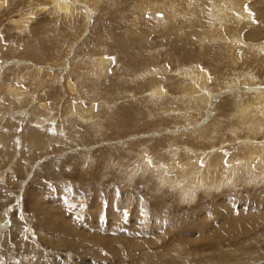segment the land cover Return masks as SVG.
<instances>
[{
    "label": "rangeland",
    "instance_id": "1",
    "mask_svg": "<svg viewBox=\"0 0 264 264\" xmlns=\"http://www.w3.org/2000/svg\"><path fill=\"white\" fill-rule=\"evenodd\" d=\"M0 2V264H264V148L244 162L247 143L264 146V126L258 134L237 116L239 89L264 90V53H252L264 0L225 22L228 38L219 22L196 27L195 0H75L74 17L52 0ZM168 12L171 23L156 18ZM227 39L244 47L236 63ZM191 77L212 104L190 95ZM195 152L226 156L225 187L181 202L180 185L132 177L147 163L183 181ZM97 204L115 206L124 226L95 219Z\"/></svg>",
    "mask_w": 264,
    "mask_h": 264
},
{
    "label": "bare ground",
    "instance_id": "2",
    "mask_svg": "<svg viewBox=\"0 0 264 264\" xmlns=\"http://www.w3.org/2000/svg\"><path fill=\"white\" fill-rule=\"evenodd\" d=\"M73 1L75 0H69L67 2V4H63L64 2H62V0H52V3L54 6H56L61 12L63 13H66L67 16L69 17H74V15L77 14V10L78 8L75 7V4H79V2H76L73 4ZM138 1L139 0H135L136 4H138ZM247 0H195V3L193 4V14H192V17H194L195 19V25L198 29H204V30H207V31H210L212 32L211 28L213 29V32L216 28H218L217 24H214L216 22H219V30L222 29L221 31H223V35L221 37H224V38H228V33H226V30H225V22H227L229 19H231L232 17L236 18L238 21H241L242 18L241 17H246L248 18L249 15H248V11L246 10L245 8V3H246ZM161 2V1H160ZM3 2H0V8L2 6ZM158 4V3H157ZM162 5H165L164 3H160ZM175 4V3H174ZM158 6V5H157ZM163 7V6H161ZM90 8V7H89ZM164 8V7H163ZM35 9V8H34ZM148 9V8H147ZM151 9V8H150ZM153 9V8H152ZM155 9V7H154ZM31 10V8L29 9ZM33 10V9H32ZM137 10L140 11L142 10L141 12H145V9H143V7L141 6H137ZM88 11V13H87ZM86 11V16L88 18L90 17H93V14H95L94 12L92 13L91 10H87ZM149 11V10H148ZM154 11V10H152ZM156 11V10H155ZM228 11V12H226ZM150 12V11H149ZM147 13V12H146ZM154 13V12H153ZM170 13L169 15H167L166 13H164L165 15H161V17H165L162 21H164L165 23L169 22L171 23L170 21H172V13L171 12H168ZM147 15V14H146ZM153 15V14H152ZM190 14H186L185 17H189ZM27 17H34V12L32 11H29V14ZM207 17H210L209 19ZM157 19H159L158 17H156ZM176 18V17H175ZM233 18V19H234ZM162 19V18H161ZM212 19H214V21H212ZM232 19V20H233ZM244 19V18H243ZM252 19V18H251ZM91 20V18H90ZM246 21H248L247 19H245ZM250 21V20H249ZM255 21V19H254ZM233 22H236L233 20ZM26 23V22H25ZM237 23V22H236ZM251 23V21H250ZM229 24V23H228ZM227 24V25H228ZM233 24V23H232ZM239 24V22H238ZM248 24V23H247ZM214 25V27L212 26ZM235 25V24H234ZM250 25V24H249ZM254 25H255V22H254ZM230 26V25H229ZM228 26V28H230ZM237 27L239 25H236ZM233 27V25L231 26ZM230 30V29H229ZM240 32V31H239ZM237 33V32H236ZM208 35V34H207ZM206 36V35H205ZM230 36V35H229ZM233 40H240L239 37L238 39H236V35L235 36H232ZM203 38V37H202ZM228 41V39H227ZM237 41H228L226 43L225 48L228 50V53L230 55V58H231V62L232 63H236V56H235V52L237 50H240L239 47H242L244 48L242 45H240ZM243 43V41H242ZM247 43V42H246ZM261 47H258V50H256L254 47L256 46H251L252 49H255L256 51L255 52H252L256 59H258V55L260 53H264L263 50H264V43L262 44H259ZM237 47V48H235ZM247 47V46H246ZM249 47V46H248ZM260 48V49H259ZM250 49V48H249ZM238 53V52H237ZM239 56V55H238ZM260 56V55H259ZM240 57V56H239ZM255 59V58H254ZM102 63L101 65L99 66V68L101 67L103 70L107 69V64L108 62H105V59L102 58ZM100 61V60H99ZM98 61V62H99ZM257 61V60H256ZM97 62V64H98ZM236 65V64H235ZM234 65V66H235ZM199 66V65H198ZM98 67V66H97ZM204 68V67H203ZM203 72V71H202ZM194 74V71L190 72V75L193 76ZM207 73V72H206ZM149 73H145V75H148ZM151 74V73H150ZM200 74V73H198ZM197 74V75H198ZM196 75V74H195ZM195 76L196 80H197V77L198 76ZM187 76V75H186ZM205 77V76H204ZM210 78V77H209ZM208 78V79H209ZM245 79V78H244ZM195 79H193V77L189 78V81H192V83L187 86V90L192 92L190 93V95H197V94H200L202 93V95L198 98L199 99V105L203 107V104L208 106L210 104H212L210 102V99H209V96H207L205 93L207 92H203L202 91V88L200 87V84L198 83V81H196ZM209 81V80H208ZM203 86V85H202ZM245 86V85H244ZM243 87V86H242ZM245 87H247V89H244ZM239 90H242V94L244 95H238L239 97V101H238V104H240L241 101H243V104H240L239 106V110H238V115L240 120L243 122V124L245 126H248V127H251V130H254L256 132H258V134L260 132H262L261 130H263V126H264V122H262V120L264 121V90L260 91V88H252V87H248V86H245ZM198 90L197 93H194ZM235 90V89H234ZM247 90V91H246ZM202 91V92H200ZM246 91V92H245ZM248 91H251V92H248ZM160 92V90H156V93ZM251 95V99H245L243 98L244 96L246 95ZM211 98V97H210ZM236 113V114H237ZM238 118V119H239ZM218 119H214V122L212 121V124L213 125H216L215 126V130H218L219 127L217 126V124L215 122H217ZM211 124V125H212ZM204 130V129H203ZM203 132V131H202ZM224 133V132H223ZM237 134V133H236ZM254 135H257V133L254 132ZM174 139V138H173ZM177 139V138H176ZM1 140V139H0ZM173 141V140H172ZM252 142V141H251ZM250 142V143H251ZM2 143L5 144V141L2 140ZM173 143V142H172ZM253 143V142H252ZM254 144V143H253ZM256 144V143H255ZM247 145H249L251 147V153L249 154V158L246 159L244 158V162L245 163V166H250L254 164L255 162V159L258 160L257 158V155L255 154L257 151L259 150H262L264 148L263 145H252V144H249L247 143ZM6 146V144H5ZM169 146V145H168ZM209 146V145H208ZM163 147V146H162ZM171 147V146H170ZM4 150V149H3ZM186 150V149H185ZM250 151V150H249ZM187 152V151H185ZM190 152V151H189ZM201 153V151H199ZM8 153V151H7ZM249 153V152H248ZM263 153V152H262ZM264 154V153H263ZM189 155V154H188ZM214 155V154H213ZM185 156V154H184ZM258 156H260L258 154ZM192 157V163L189 165V171L193 172L194 175H190V177L188 176H183L182 175V179L183 181H180L179 179H173V180H169V181H166L167 179L165 178L166 177V173L164 172V168H158V170H156V168L154 167H151V165L147 164V163H142L141 166H138L136 167V171H135V174L132 176H136L137 173L140 171V169L144 170L145 172H148V173H155L154 175L157 176V178L161 177L163 179H161V181L163 180V182H167L169 185H173L174 187L173 188H176L177 187V184L180 185L179 186V198L181 200V202L183 200H187L188 202H192L194 201V198H195V195L196 193L198 192H203L204 194L206 193H209L211 191H213L214 187L217 189L218 187H221V186H226L227 185V182H228V179H227V173L223 174V176H219V172L218 170L221 168V165H222V162L224 161L225 157L223 155V153H216L214 156L212 155H209L208 157V160L206 159L205 160V155L203 154L202 155H199L197 152L194 153ZM190 157V158H191ZM188 158V157H187ZM156 159V158H155ZM162 159V158H161ZM201 161L204 162V167H202V171H200V164ZM243 161V160H242ZM259 161V160H258ZM144 162V161H143ZM256 163V162H255ZM234 164V162H233ZM224 165V164H223ZM249 167V168H250ZM253 167V166H252ZM223 168V166H222ZM252 169V168H251ZM156 170V171H155ZM169 170V169H168ZM234 170V169H233ZM237 170H241L240 168H238ZM134 171V170H133ZM133 171H132V174H133ZM236 170L232 171L231 174L235 173ZM147 173V174H148ZM227 174V175H226ZM230 174V175H231ZM139 175V173H138ZM229 175V176H230ZM175 176V175H174ZM188 177V178H187ZM164 178L166 180H164ZM195 178V179H194ZM190 179H193L192 182H190ZM173 182V183H171ZM191 184L190 186L191 187H188L187 185L188 184ZM161 184V182H160ZM186 184V185H185ZM166 185V184H165ZM164 186V184L162 185ZM184 186H187V187H184ZM169 187V186H168ZM177 189V188H176ZM215 190V189H214ZM177 191V190H176ZM175 191V192H176ZM98 197V196H97ZM184 202V201H183ZM144 204L143 201L141 202V205ZM106 205V204H105ZM50 206V205H49ZM48 206V207H49ZM52 206V205H51ZM54 206V205H53ZM111 207V206H110ZM126 207V206H125ZM50 208V207H49ZM57 208V206H56ZM131 210L130 211L131 213H133V221L134 223L135 222H139V219L141 218V215H140V210L139 208H141V206H139L137 204V200H132L131 201ZM58 209V208H57ZM71 209V207H70ZM102 208L100 207L99 204L96 205V210L100 212V215H97V217L95 219H99V217L102 219V220H108V218H111L113 219L114 221L116 220L117 222L119 223H122L123 220H121V215H119L116 211V208L114 206L113 208V212H107L106 210L104 211L103 209V212L100 211ZM112 209V208H111ZM60 210V209H58ZM53 212L52 213H46L49 217L51 216H55L57 217L55 209L52 210ZM69 211V210H68ZM112 211V210H111ZM66 212V211H65ZM102 212V213H101ZM120 213V212H119ZM122 213V212H121ZM58 214V213H57ZM101 214H103L101 216ZM19 215V214H18ZM59 217L62 219V220H65L66 218H64V214L60 213L58 214ZM95 216V215H94ZM93 216V217H94ZM59 217H57V221L59 220ZM56 219V218H55ZM68 220V219H67ZM125 220V219H124ZM109 221V220H108ZM141 221V219H140ZM97 223V222H96ZM126 222H124L125 224ZM130 223V222H129ZM114 224V223H113ZM137 224V223H136ZM140 224H144L145 223H140ZM120 225V224H119ZM121 226H124L123 223ZM222 234V233H221ZM219 234L218 236L217 235H214V238L218 239L220 237ZM98 235V234H97ZM226 235V234H225ZM100 237V236H98ZM126 238V237H124ZM107 239V238H106ZM133 239V238H131ZM101 241V239H100ZM135 241V240H134ZM102 242V241H101ZM115 250V249H113ZM118 251V250H117ZM117 251L115 253H117Z\"/></svg>",
    "mask_w": 264,
    "mask_h": 264
},
{
    "label": "water",
    "instance_id": "3",
    "mask_svg": "<svg viewBox=\"0 0 264 264\" xmlns=\"http://www.w3.org/2000/svg\"><path fill=\"white\" fill-rule=\"evenodd\" d=\"M156 16H157V17H161V15H160V14H156Z\"/></svg>",
    "mask_w": 264,
    "mask_h": 264
}]
</instances>
